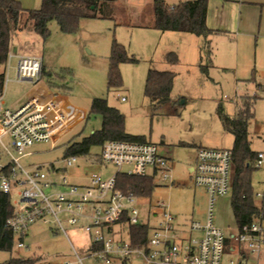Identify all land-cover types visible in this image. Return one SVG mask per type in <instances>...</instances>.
Wrapping results in <instances>:
<instances>
[{"label":"rangeland","instance_id":"rangeland-1","mask_svg":"<svg viewBox=\"0 0 264 264\" xmlns=\"http://www.w3.org/2000/svg\"><path fill=\"white\" fill-rule=\"evenodd\" d=\"M18 1L26 9H35L41 4V0ZM164 1L168 5L178 2ZM151 16L153 22L150 0H107L97 17L80 19L73 33L62 32L57 22L52 20L48 23L49 36L45 40L33 32L28 35L27 42L29 39L32 41L22 45L21 52H34L41 56L46 71L57 78L58 88L63 90L72 105L86 114L83 120L60 136L55 145L51 142L34 143L25 148L23 152L29 154L22 155L19 161L26 168L34 165L46 168L51 163L63 168L68 142L77 134L85 136L101 126V117L89 114L92 99L106 98L108 105L123 114L126 132L144 135L172 160L171 178L175 183L160 185L157 181L148 198H138L139 217H146L148 202L160 200L165 202L171 213L178 214L179 220L185 218L203 224L207 197L203 187L194 184L188 165L195 163L193 144L231 149L233 136L224 131L219 121V107L232 115L242 95L255 97L254 115L248 121V138L251 149L264 154V90L256 87L264 74V13L261 27L256 19L241 26L239 32L233 30L210 36L213 53L208 66L209 58L204 47L209 37L157 30L146 23ZM16 38L14 44L21 45L24 33L18 35L20 40L16 41ZM113 40L123 44L137 61L120 63L121 85L108 88V57ZM171 51L177 55L176 64L163 59L164 54ZM17 61L18 57H9L8 54L4 70L0 66V73L4 72L1 95L6 108H12L21 101L31 87L30 81L17 79ZM200 64L205 66V72ZM149 67L174 73L167 103L153 106L144 95ZM122 96L126 97L125 101L121 100ZM4 141H8L7 137ZM99 152V145L91 146L88 155L79 156L74 165L60 171L55 179L64 175L68 183L85 184L88 183L89 172H97L103 180H108L117 170L126 172L130 168L127 164L118 167L112 163H89V158ZM14 154L18 155L15 151ZM251 187L255 204L264 209V157L261 167L251 172ZM53 191L66 192L67 187L44 188L45 194ZM231 196L230 184L227 194L216 199L213 214V223L226 234L236 227L230 206ZM60 218L65 233L56 223L33 222L21 240L14 234L11 250H0V264L10 257L37 258L35 264H103L87 255L85 250L90 238L81 231V226L69 224L65 214H60ZM261 219L264 229V217ZM124 237L126 239L127 236ZM19 242L22 246H18ZM73 248L83 257L82 263ZM229 258H237V252L227 249L224 260ZM248 258L250 264L255 263L253 257ZM114 264H120V261L115 260ZM125 264H143V260L134 253ZM258 264H263V261Z\"/></svg>","mask_w":264,"mask_h":264},{"label":"built area","instance_id":"built-area-1","mask_svg":"<svg viewBox=\"0 0 264 264\" xmlns=\"http://www.w3.org/2000/svg\"><path fill=\"white\" fill-rule=\"evenodd\" d=\"M152 1V0H151ZM17 63V79L37 80L40 77V58L20 54ZM66 130V113L54 98L33 96L16 108L3 106L0 93V192L11 196L13 215L6 225L14 234L23 237L33 222L56 223L65 233L60 214L66 221L80 225L90 238L87 255L103 264H120L131 254H138L143 264H254L264 245L259 218L255 215L249 223L239 227L231 236L237 258L224 260L228 249L227 235L213 223L216 199L230 189L232 153L230 149L199 146L195 153L191 178L195 185L203 187L207 197L205 222L190 221L187 237L176 225V215L164 201L146 204V217H139L138 197L116 187L115 174L103 180L97 172H89L88 183H68L62 170L74 165L78 157H64L63 168L53 163L43 168H30L20 163L25 148L38 142L53 145ZM7 137V142L4 138ZM14 151L18 154H14ZM263 153H258L254 166L261 167ZM91 164L109 163L129 165L123 172L128 175L152 176L154 182L172 183L168 159L158 146L149 141L106 140L100 152L88 160ZM61 171V172H60ZM63 185L66 192L45 194L44 188ZM256 195H259L258 193ZM84 222V223H83ZM131 224H147L149 231L145 242L133 244L129 231ZM114 226L126 227L127 237H116ZM18 246H22L19 242ZM78 261L83 257L73 248Z\"/></svg>","mask_w":264,"mask_h":264},{"label":"trees","instance_id":"trees-1","mask_svg":"<svg viewBox=\"0 0 264 264\" xmlns=\"http://www.w3.org/2000/svg\"><path fill=\"white\" fill-rule=\"evenodd\" d=\"M107 0H41L35 9H26L17 0H0V66L6 65L11 45L12 33L16 30H29L37 33L42 40L49 36L48 23L55 20L62 32L73 33L82 18H95L100 9L104 8ZM208 0H178L168 5L164 0H152V26L160 31H180L207 37L217 30L206 25V11ZM205 53L210 60L211 50L209 41L205 43ZM169 64L178 61L175 52H167L163 57ZM137 59L129 55L125 46L112 41L108 57L107 87L114 88L121 85L119 64L136 62ZM201 61V59H200ZM205 72V66L200 64ZM40 75L45 78L50 87L56 85L57 78L46 71L41 65ZM174 73L168 70H158L149 67L144 84V95L153 106L167 103L170 100ZM252 80L253 77H252ZM4 72L0 73V93L3 90ZM257 88L264 90V76ZM255 97L244 94L237 102L234 115L226 114L219 107L218 117L223 129L233 136L231 147V209L236 224L241 227L252 220L255 215L264 217V212L257 207L251 195L250 176L255 169L254 162L257 154L250 149L248 138V121L254 115ZM89 114L99 115L101 126L85 136L76 135L65 149L67 156H86L93 145H101L106 140L147 141L144 135L131 134L124 129V116L115 107L108 105L106 98H93L89 107ZM93 157V156H92ZM91 158V157H90ZM116 187L125 193H132L138 197L148 198L156 186L152 176L128 175L123 172L115 174ZM14 207L11 196L0 192V250L10 251L13 245L14 233L6 225V219L13 215ZM133 244L145 242L149 226L147 224H131L129 226ZM21 240L22 237H19ZM37 258L10 257L2 264H35Z\"/></svg>","mask_w":264,"mask_h":264},{"label":"crops","instance_id":"crops-1","mask_svg":"<svg viewBox=\"0 0 264 264\" xmlns=\"http://www.w3.org/2000/svg\"><path fill=\"white\" fill-rule=\"evenodd\" d=\"M263 13H264V0H208V2H207V11H206V25L208 26V28H210L212 30L219 31L218 33H213V34H211V35L206 37V38L209 37L207 40L209 41V47H210V50H211V55L213 53V50L211 49V45H210V42H211L210 36L212 37L215 34H225V33L227 34V33H230L233 30H236L237 32H239V28L241 26L249 25V23L252 20H254V22H255L256 19L258 20V23L260 24V27H261ZM146 23L148 25L152 24V16H151V19L148 20V22H146ZM31 32L35 33L34 31H29V30H16V31H14L12 33L9 57L10 56L11 57L12 56L17 57L20 54L33 55V56L39 57L40 58V68H41V65H44L43 59H41V56L35 54L34 52H32V53H23V52H21V50H22L21 46L22 45H24L26 43H31L30 42V41H32L31 39H29V42H27V40H26L29 34L32 35ZM21 33H24V41H23V43L21 45H15L14 43H16V42H15L14 38L17 37L16 41L20 40L18 38V35H20ZM35 34H37V33H35ZM30 38H32V37L30 36ZM40 39H41V37H40ZM11 49H13V51H11ZM17 63H18V61H17ZM149 64H152V61H149ZM210 64H211V58L209 60V63H207V66L210 65ZM223 70L225 71L226 69L223 68ZM263 76H264V74H263ZM9 79L10 78L8 76V81H9ZM27 81H30V80H27ZM262 81H263V79H262ZM30 82H31V87L25 92V94L22 97V100L19 101L12 108L18 107L27 98H30V97H33V96L46 97V98L51 97V98L57 99L60 102L63 110L66 113V130L64 131V133L70 131L73 128V126H75L78 122H80L81 120L84 119L85 114H86L85 111L75 107L74 105H72L70 103V101L68 100L67 95H65V93L63 92V90H61L58 87H54V88L50 87L47 84L45 78L42 77L41 75H40V77L37 80H32ZM121 100L125 101L126 97L122 96ZM236 109H237V107L235 108V111H234V113L232 115L235 114ZM226 114H228V113H226ZM232 115H230V116H232ZM219 121H220V119H219ZM220 123H221V121H220ZM184 144L185 143H181V145H184ZM208 144L216 145V143H208ZM193 145H194V152L195 153H196V149L199 146L212 147V146H209V145H202L201 143L193 144ZM250 149H251V147H250ZM258 153H262V152H256V154H258ZM161 154L164 155L168 159L169 166H170V172H171V170H172V160H171V158H169V156L165 155V153L163 154L162 150H161ZM263 157H264V154H263ZM262 160H263V158H262ZM192 166H193V164L188 165V171L190 172V176L192 175L191 174ZM174 183H175L174 179H172L171 185H173ZM163 184L164 183H160V185H163ZM230 184H231V181H230ZM250 188H251V195H252V200H253V192H252V187H251V176H250ZM256 196H259V195H256ZM230 201H231V199H230ZM253 202H254V200H253ZM254 204H255V202H254ZM255 205L257 207H259L264 212V209H263L262 206H259L257 204H255ZM230 206H231V204H230ZM175 215H176V225H177V227L179 228V230H181V232L184 235V237H187L189 235L187 227H188V224L191 221V219L187 220V219L184 218L183 220H179L178 214H175ZM233 217H234V215H233ZM259 220H260L259 224L261 226V233H262V236H263V239H264V229L262 228V225H261L262 219L259 218ZM113 228H114L113 230L115 231V236L117 238L118 237H122L123 239H125L124 236L125 235L127 236V232H125L126 231V229H125L126 227L114 226ZM238 229H239V226L236 224V227L234 229H231L230 231H228V233L226 234L227 237H228L227 238L228 250L230 252L236 253L234 251L235 245H234V242L231 239V236L234 235L237 232ZM87 249H88V247L86 248L85 251H87ZM263 259H264V248L262 249L261 254L259 255V258H258L257 262L263 261V264H264V260Z\"/></svg>","mask_w":264,"mask_h":264}]
</instances>
